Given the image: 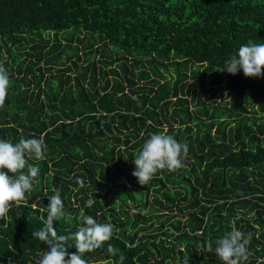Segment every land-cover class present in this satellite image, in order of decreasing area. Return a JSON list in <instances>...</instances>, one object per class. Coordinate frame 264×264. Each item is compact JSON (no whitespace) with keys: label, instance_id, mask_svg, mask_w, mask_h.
<instances>
[{"label":"trees","instance_id":"1","mask_svg":"<svg viewBox=\"0 0 264 264\" xmlns=\"http://www.w3.org/2000/svg\"><path fill=\"white\" fill-rule=\"evenodd\" d=\"M72 29L70 39H58ZM42 32L54 41L33 39ZM249 40L264 43V0H0V63L13 83L0 107V139L42 137L47 146L45 159H29L40 170L33 191L0 218V264H36L48 245L32 233L57 190L68 214L54 222L58 234L74 233L82 211L119 229L83 255L87 264H121L120 255L123 264H182L185 256L189 264H222L215 240L233 227L252 234L246 264H264V77L223 71ZM70 44L75 56L64 54ZM107 45L119 51L106 53ZM94 47L101 59L79 66ZM67 61L71 67L46 77ZM188 64L211 72L220 100L204 98L203 80L187 82ZM34 77L54 83L48 103ZM193 87L199 94L189 98ZM161 132L188 145L186 166L158 171L142 186L133 159ZM206 241L211 251L201 247ZM109 244L120 252L110 255Z\"/></svg>","mask_w":264,"mask_h":264},{"label":"clouds","instance_id":"2","mask_svg":"<svg viewBox=\"0 0 264 264\" xmlns=\"http://www.w3.org/2000/svg\"><path fill=\"white\" fill-rule=\"evenodd\" d=\"M243 72L246 78L264 77V43L249 40L239 47L225 61L224 72L236 75ZM11 86L9 73L3 63H0V107H3ZM138 100L137 97H132ZM47 146L43 138H20L17 143L0 139V218H5L13 203L27 199L33 191L34 182L39 175V167L29 163V159L43 160L46 158ZM188 145L178 142L173 136L164 132L151 134L143 143L141 150L133 159L135 170L132 175L140 185H147L158 171H176L185 167ZM77 183L83 187L84 182L77 178ZM47 218L41 216L43 227L32 233V237L48 245L43 250L36 264H87L83 255L101 248L105 242L118 232L112 223H99L82 211L80 226L71 235H60L54 228V222L67 217L60 192L48 198ZM95 200L89 197L86 207L91 208ZM252 234L247 235L233 227L230 232L215 240V254L222 264H246L254 255L248 248ZM74 241L76 251H67L68 241ZM71 245V246H73ZM201 247L212 250V242L206 241ZM110 255H117L120 250L108 245ZM124 256L120 255L123 264ZM190 258L183 257L182 264H189Z\"/></svg>","mask_w":264,"mask_h":264},{"label":"rangeland","instance_id":"3","mask_svg":"<svg viewBox=\"0 0 264 264\" xmlns=\"http://www.w3.org/2000/svg\"><path fill=\"white\" fill-rule=\"evenodd\" d=\"M75 34V31L72 29V30H67V31H63V32H58L57 35H58V39L59 40H63V39H70L71 36H73ZM52 35H54L52 32H42V33H38V34H33V39L36 40V41H40L41 40V37L43 39H49L50 41L49 42H53L54 39L52 40ZM55 36V35H54ZM84 37H87L88 39H90L89 36L87 35H83ZM25 38L26 39H29L30 37H28L27 35H25ZM30 45H32L33 43L30 41L29 43ZM10 47V45H8V48ZM100 47H102L100 45ZM12 50H15V47L14 45L11 46ZM99 48V47H98ZM94 50H95V47L93 48L92 52L93 54L85 59L83 58L84 56L82 55V61L81 62H77L79 64V66H86L87 64H89L93 59L94 60H99L101 59V56H97L94 54ZM104 50L106 51V53H110L112 55H114L115 51L114 50H118L115 46H109L107 45ZM119 51V50H118ZM15 52H18L17 50H15ZM76 52H77V48L74 46V45H68L66 48H65V56H75L76 55ZM2 53H3V56L4 58H6V60L8 59L10 61V63L12 64V61L10 59V56L9 54L7 53L6 51V47L3 45L2 47ZM52 54H50L49 57H51ZM29 57H25V60H28ZM32 60V59H31ZM129 60V59H128ZM61 62V58H55L54 60H52V62L54 63H58V62ZM131 64H133L132 61H129ZM42 64V63H40ZM65 66H69L71 67V64L69 65L68 64V61L65 62L64 64L62 65H59V66H52V70L51 73H47L46 77H50L51 74H58L57 70L58 69H61L62 67H65ZM147 67V66H146ZM148 68V67H147ZM186 74H187V82H193V80L195 81H204L205 82V87H204V90H206V94H204V98H211L212 95H215V99L216 100H220L221 96H220V93H219V90H218V85L217 84H213V85H210V74L211 72L207 71L206 70V67L205 66H197L195 64H188L187 67H186ZM74 70V69H73ZM108 70V69H106ZM194 71H197L196 75H195V79L192 77L193 75V72ZM34 73H38L36 68L34 69L33 71ZM160 72H163V70L160 68ZM76 71H72L70 73V75L72 77H74L76 74ZM14 76L16 75V73L13 71L12 73ZM165 76L167 78V80H174V78L176 77V75L174 74V72L172 71L171 67H169V72L168 73H165ZM44 77L43 79L39 78V77H34L33 78V84L32 86H36V87H41V95H42V100L45 102V103H48V99H47V96H51V93L53 90H55V85L54 83L50 80V78H46ZM152 77V76H151ZM108 78L110 79L111 78V74L108 72ZM38 82H40V84L38 85ZM70 82V81H69ZM11 85H13V83H11ZM68 86H70L71 84H67ZM12 86H10L11 88ZM73 88V87H72ZM33 89V87H32ZM56 93H59V96H58V99H59V102H58V105L61 106L62 105V100L64 99L65 95L69 94V90L67 91L66 88H64L63 90H57ZM192 93H195L196 95L199 94V88L198 87H193L191 89V94L188 96L189 98L192 97ZM194 95V94H193ZM73 98H75V103H78L77 101V92L74 90V93H73ZM207 102V101H206ZM208 103V102H207ZM248 108L250 106H247ZM249 113V112H248ZM251 116V114H249V117ZM231 120V119H230ZM181 216H184L183 214Z\"/></svg>","mask_w":264,"mask_h":264}]
</instances>
